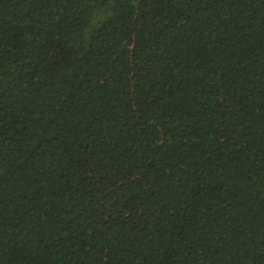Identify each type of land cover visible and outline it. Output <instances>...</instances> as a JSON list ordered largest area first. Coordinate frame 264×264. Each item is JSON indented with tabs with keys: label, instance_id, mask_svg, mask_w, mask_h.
<instances>
[{
	"label": "trees",
	"instance_id": "1",
	"mask_svg": "<svg viewBox=\"0 0 264 264\" xmlns=\"http://www.w3.org/2000/svg\"><path fill=\"white\" fill-rule=\"evenodd\" d=\"M0 264H264V0H0Z\"/></svg>",
	"mask_w": 264,
	"mask_h": 264
}]
</instances>
